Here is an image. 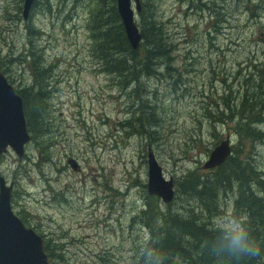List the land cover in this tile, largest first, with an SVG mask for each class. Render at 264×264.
Segmentation results:
<instances>
[{"label":"rangeland","instance_id":"374dc122","mask_svg":"<svg viewBox=\"0 0 264 264\" xmlns=\"http://www.w3.org/2000/svg\"><path fill=\"white\" fill-rule=\"evenodd\" d=\"M97 1L33 0L24 20V0H0V73L14 89L28 88L46 97L41 125L34 134L28 132L31 138L21 158L10 149L0 155V178L11 185L12 212L44 243L61 247L56 252L60 257L49 264H145L144 251L163 238L155 230H170L173 214L180 219L190 215L224 231L235 218L236 197L246 184L255 183L251 171L246 169L244 185L226 176L230 168L222 166L223 188L216 191L213 185L210 212L186 193L182 182L189 171L211 181L212 170L203 165L226 138L239 170L250 165L256 174H264V114L247 121L230 114L221 101L227 85L235 91L229 106L238 103L243 90H253L247 86L258 84L255 74H249L252 66L264 72V0H151L144 16L154 7L173 61L171 68L161 70V78L144 75L138 80L128 76L127 62L122 73V56L116 52L107 51L106 59L100 49L92 54L94 37L88 36L87 24ZM93 26L92 21V33ZM29 49L39 56L40 67L48 69L45 84L24 58ZM104 65L112 71L100 72ZM260 102L264 105V99ZM145 106L160 117L153 134L159 138L151 143L148 124L132 119ZM207 110L223 116L208 118ZM128 118L138 131L130 128ZM199 126L202 138L192 141L199 140L194 134ZM236 127L250 140L241 144ZM139 130L142 135H136ZM149 151L164 179L173 181L169 204L146 191ZM160 214L166 216L160 220ZM189 240L184 238L185 245ZM153 259L149 255L147 263ZM162 259L161 264L186 263L175 252L172 258L162 254Z\"/></svg>","mask_w":264,"mask_h":264},{"label":"trees","instance_id":"16d2710c","mask_svg":"<svg viewBox=\"0 0 264 264\" xmlns=\"http://www.w3.org/2000/svg\"><path fill=\"white\" fill-rule=\"evenodd\" d=\"M148 2L150 5L152 4L151 0H141V11L138 14L141 24L137 23L141 34V42L139 48L135 51L131 49L126 39L120 18L117 14L116 0H98L96 2L98 7L97 9H94V12L90 13V20L87 24V28L90 30L88 36L90 39H92V36L94 37V40H91L93 46L90 45L92 54H97L98 49H100L102 54L105 56V59L107 51H114L116 54L121 55L122 60L120 61L119 66L121 67L122 73L127 62L129 64L127 67L129 69L128 76L130 78H134V80H138L140 77L143 78L144 75H152L153 77L156 76L161 78L164 67L168 70L169 67L171 68L173 61L172 57L169 56L168 53L170 45L165 42V32L163 31L162 23L157 20L154 7H152L151 13L144 16L145 12L148 11L147 9L150 8L147 6ZM102 14L104 15V19ZM92 21L94 23L93 33L91 30ZM26 29L28 32L32 33L33 29L31 24H28ZM34 33H38V31L35 30ZM28 36L31 35L29 34ZM28 43L30 44L29 40ZM140 50L144 51L143 56H140ZM34 56L35 53L32 49L25 51L24 58L28 59V63L33 66L34 75L37 77L38 82L45 84L47 82V78H44V76L48 75V69L41 68L39 65L41 61L39 56H37L39 61ZM160 61H164V64L160 63ZM104 62L106 63V60H104ZM106 68V65H104V67L100 69V72L103 73L108 71V73H110L112 71V67L109 65L108 69ZM252 68L253 71L249 72V74H255V81L258 80V84L253 85L250 81L249 83L251 84L247 86L251 88L253 86V90L246 88L238 94V103H233L229 106V103L235 99V91L232 90V85H227L225 86L227 91L221 98L222 104L228 106L227 109L230 114H234L238 118L245 116L247 121L248 117L253 120L264 114V105L260 102L264 99V72L262 70H257L255 65L252 66ZM156 69L159 71H156ZM162 69L163 71H161ZM168 75L171 74L168 73ZM16 91L22 99L24 116H26V126L29 129L28 132L33 133V130H37V128L41 125L40 120L45 112L43 102L46 97H41L42 95H40V93L32 94L28 88L18 89ZM144 96H149V94L146 93ZM139 109L143 110V113L140 114L139 111V115L133 116L132 119L136 120V124H140L139 120L141 119L145 121V124H148L149 128L147 129V138L151 143V140L159 138H155L153 135L160 126L159 113H156L153 107L145 106L144 108L141 107ZM207 111L206 115L208 118H213L215 115L220 117L223 116L221 111H215V113L214 111ZM135 113L136 111L131 112L130 117ZM129 118L126 119V121L131 122L129 121ZM138 127H140V125H138ZM130 128L138 131L137 127L136 129L133 128V122H131ZM236 128L237 132H235V134L239 137L241 144L244 141L250 140L251 136L246 133L243 128ZM140 130L143 131V129ZM140 130L139 133L134 134L142 135L143 133L140 132ZM201 133L203 132L199 126L194 132L195 136H197L199 140H196L194 137L192 138V141H200L202 138ZM36 140L37 138L34 139L35 142ZM224 165L225 168H230V173L226 176L234 177L244 185L247 183L246 181H248L246 169L248 172L251 171V178H253L251 181H255V183L252 186L248 183L243 190H241L239 197H236L235 199L234 209L236 211L235 218L242 222L247 228L251 238L259 247L260 254L256 257H230L223 250V230L215 228L211 229V224H209L210 226H207V223H203L199 220H193L190 215L186 219H180L178 214H173L170 215L169 220V225L171 224L170 230L165 227H162L161 229L158 227L155 230L157 235L161 232L163 238L158 239V246L151 249V251L148 249L153 244L148 247V252L152 254L150 255V258H154L150 264H161V261L163 260L162 254L172 258L174 256V252L176 256L181 257L183 262L184 260L186 261L185 264H264V174H262V176L261 174H256L250 165H247L246 168H241L239 170V165L234 157H229L222 166ZM222 166L210 171V176L213 177L211 181L206 178L209 177L208 175H205L201 180L200 175H197L194 171H189L186 173V180L182 182L184 183L183 186L186 193L198 199L199 206H202L205 211H211L210 203L212 204L213 202L211 193L213 192V185L216 186V191L220 186L223 188L222 173L220 171ZM244 166H246V164H244ZM225 168H223V171L224 173H227ZM156 199L158 198L155 197V200ZM200 213L198 212L197 214L201 215ZM165 216L160 214L158 219L161 220ZM147 218L148 220H152V217L149 215H147ZM146 224L147 226H151L147 222ZM151 234H153V230H151ZM186 237L190 238L191 240L189 241L192 242L185 245L184 238ZM44 251L48 256V259H55L60 257V255L56 252L61 251V247L53 241H46L44 243ZM146 251H144V254ZM148 257L149 255H145V258H142L143 261L146 259L145 264H148ZM162 264L169 263L163 261Z\"/></svg>","mask_w":264,"mask_h":264},{"label":"water","instance_id":"95a60500","mask_svg":"<svg viewBox=\"0 0 264 264\" xmlns=\"http://www.w3.org/2000/svg\"><path fill=\"white\" fill-rule=\"evenodd\" d=\"M24 2L22 16L26 20L32 0ZM116 6L126 39L135 51L141 42V34L135 22V15L141 11V2L116 0ZM29 139L21 98L0 73V154H4L9 148L21 158L24 145ZM230 155L226 138L211 151L203 168L219 167ZM71 165L76 169L75 164ZM10 191L11 187H7L3 178H0V264H49L42 239L32 229L25 228L12 213ZM146 191L148 195L159 198L163 204H169L174 199L173 182L171 179H164L161 168L151 152L147 154Z\"/></svg>","mask_w":264,"mask_h":264},{"label":"clouds","instance_id":"9594fccd","mask_svg":"<svg viewBox=\"0 0 264 264\" xmlns=\"http://www.w3.org/2000/svg\"><path fill=\"white\" fill-rule=\"evenodd\" d=\"M223 250L230 257L244 258L256 257L260 254L259 247L255 244L247 228L238 219L233 218L224 229ZM151 255L150 252L145 253Z\"/></svg>","mask_w":264,"mask_h":264},{"label":"bare ground","instance_id":"6f19581e","mask_svg":"<svg viewBox=\"0 0 264 264\" xmlns=\"http://www.w3.org/2000/svg\"><path fill=\"white\" fill-rule=\"evenodd\" d=\"M225 20V19H224ZM37 48V47H36ZM212 122V121H211ZM261 164V163H260ZM223 171V170H222ZM181 189V188H180Z\"/></svg>","mask_w":264,"mask_h":264}]
</instances>
